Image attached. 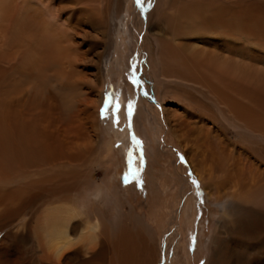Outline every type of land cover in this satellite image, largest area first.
I'll return each mask as SVG.
<instances>
[{"label":"bare ground","instance_id":"obj_1","mask_svg":"<svg viewBox=\"0 0 264 264\" xmlns=\"http://www.w3.org/2000/svg\"><path fill=\"white\" fill-rule=\"evenodd\" d=\"M121 4L0 0V226L44 199L50 206L14 236L15 264L168 262L170 242L161 257L163 237L147 233L129 199L80 172L103 134V60L112 26L126 24ZM138 5L132 22L151 29L153 79L163 86L161 111H147L163 114L168 145L186 154L209 197L228 202L205 264H264V0ZM180 172L179 203L188 184ZM94 186L85 197L108 191L112 219L86 205L83 192ZM178 216L175 209L170 223ZM8 254L0 264H11Z\"/></svg>","mask_w":264,"mask_h":264},{"label":"rangeland","instance_id":"obj_2","mask_svg":"<svg viewBox=\"0 0 264 264\" xmlns=\"http://www.w3.org/2000/svg\"><path fill=\"white\" fill-rule=\"evenodd\" d=\"M140 1L122 0L120 15L126 18V24L122 26L117 21L116 26L111 28L110 45L103 60L105 88L102 109L106 108L103 113L101 109L103 134L96 155L80 172L90 169L97 185L104 190H107L106 187L113 189V186L129 199L134 211L142 216L147 233L152 234V230L157 237H163L161 257L164 258L165 247L170 242L172 249L167 264H205L214 227L224 215L228 202L219 205L209 197L186 154L178 147L168 145L172 134L166 127L163 114L155 118L147 111L161 109L163 86L153 79L157 70V46L151 29L147 24L141 34L132 22ZM144 1L147 3V0ZM130 32L135 36L133 42ZM109 98L112 103L105 106L104 102ZM117 101L119 110L114 111ZM176 167L188 181L184 195L185 201L188 200L185 209L182 207L183 198L179 203V188L174 180ZM95 189L94 186L84 190L86 205L92 212L100 210L107 219H112L116 214V205L107 197L108 191L90 201L85 197ZM48 204L49 200L44 199L33 206L35 210L29 208L0 226V254L9 251L11 264L18 262L17 251L21 246L14 236L25 230L24 225L33 217V212L50 209ZM175 209L179 215L182 213V219L178 216L177 221L170 223ZM125 210L127 214L131 212L127 205ZM175 248L179 251L173 257Z\"/></svg>","mask_w":264,"mask_h":264},{"label":"snow or ice","instance_id":"obj_3","mask_svg":"<svg viewBox=\"0 0 264 264\" xmlns=\"http://www.w3.org/2000/svg\"><path fill=\"white\" fill-rule=\"evenodd\" d=\"M110 95L111 94H109V97H110ZM105 106H107V104H109V103H112V101H111V99L109 98V99H106L105 100ZM131 104H129L128 105V108H129V111H131ZM106 110V108L105 109H102V113L104 112ZM119 110V103H118V101L114 104V111H118ZM116 122H118V120L116 121ZM191 175V174H190ZM125 179H127V177H125ZM194 184L196 183V181L195 180H193L192 181Z\"/></svg>","mask_w":264,"mask_h":264}]
</instances>
